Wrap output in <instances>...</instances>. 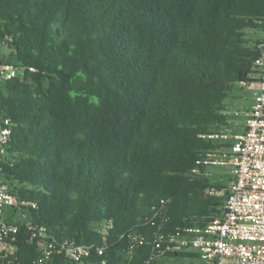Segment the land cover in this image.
Wrapping results in <instances>:
<instances>
[{
  "label": "trees",
  "instance_id": "trees-1",
  "mask_svg": "<svg viewBox=\"0 0 264 264\" xmlns=\"http://www.w3.org/2000/svg\"><path fill=\"white\" fill-rule=\"evenodd\" d=\"M263 20L264 0H0V44L12 45L0 62L19 68L0 78L11 127L1 175L36 204L24 216L7 210L16 249L11 262L0 251V264L38 256L28 224L87 251L47 264H160L155 231L220 215L227 185L190 170L226 145L198 134L227 125L232 88L261 73L263 37L249 41L245 30L262 31ZM161 198H170L166 220L152 224Z\"/></svg>",
  "mask_w": 264,
  "mask_h": 264
},
{
  "label": "built area",
  "instance_id": "built-area-1",
  "mask_svg": "<svg viewBox=\"0 0 264 264\" xmlns=\"http://www.w3.org/2000/svg\"><path fill=\"white\" fill-rule=\"evenodd\" d=\"M262 37L259 54L253 60V66L261 73L255 79L236 83L239 87L253 90V102L241 109L221 110L228 117V124L219 130L198 134L201 138L226 144L203 152L196 160V166L190 170L192 174L207 176L209 166H231L233 178L226 188L222 211L204 226L176 227L167 234L155 231L151 250L153 259L164 256L167 251L182 250L196 252L205 264H264V28ZM18 72L19 68L14 64L0 62L1 79H10ZM232 117L242 118V130L233 129L229 121ZM10 135V121L0 114V157L7 153ZM202 166L205 169L202 170ZM222 192L213 186L205 189L209 195ZM169 203L170 198L159 200L150 218L152 224L155 217H159L160 225L166 220ZM27 206L36 207V204L21 200L3 180L0 168V251L9 262L16 247L8 238L11 232L17 231V225L6 219V213L8 209L15 208L19 215L24 216ZM28 229L30 240L39 250L30 264H47L52 254L65 253L79 260L82 254L87 253L71 241L50 239L42 226L35 229L28 224ZM98 252L101 254L103 249L98 248Z\"/></svg>",
  "mask_w": 264,
  "mask_h": 264
},
{
  "label": "rangeland",
  "instance_id": "rangeland-1",
  "mask_svg": "<svg viewBox=\"0 0 264 264\" xmlns=\"http://www.w3.org/2000/svg\"><path fill=\"white\" fill-rule=\"evenodd\" d=\"M245 31L246 37L249 39V41H253L256 38L262 36V31L260 30L247 29ZM4 48L5 47L0 44V53ZM9 60L12 64H14L15 60L13 58H9ZM225 102L227 104V108L231 109H241L244 106H250L253 102V90L247 87H239L238 85H235L226 98ZM229 121H231L230 125L234 130H242L241 117H232L229 119ZM207 172V176L211 179V181L227 186L229 180L233 178L231 166H209L207 167ZM157 260L160 264H205V262L198 257L190 258L164 255L158 257Z\"/></svg>",
  "mask_w": 264,
  "mask_h": 264
},
{
  "label": "water",
  "instance_id": "water-1",
  "mask_svg": "<svg viewBox=\"0 0 264 264\" xmlns=\"http://www.w3.org/2000/svg\"><path fill=\"white\" fill-rule=\"evenodd\" d=\"M11 47L12 45L8 43L3 49V51L0 53V58H2L4 54H8L11 51Z\"/></svg>",
  "mask_w": 264,
  "mask_h": 264
},
{
  "label": "crops",
  "instance_id": "crops-1",
  "mask_svg": "<svg viewBox=\"0 0 264 264\" xmlns=\"http://www.w3.org/2000/svg\"><path fill=\"white\" fill-rule=\"evenodd\" d=\"M8 212H9V209H8Z\"/></svg>",
  "mask_w": 264,
  "mask_h": 264
}]
</instances>
